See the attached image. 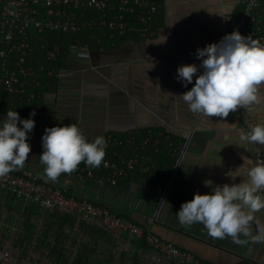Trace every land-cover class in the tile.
<instances>
[{
  "label": "crops",
  "instance_id": "1",
  "mask_svg": "<svg viewBox=\"0 0 264 264\" xmlns=\"http://www.w3.org/2000/svg\"><path fill=\"white\" fill-rule=\"evenodd\" d=\"M242 8V0H162L158 29L152 37L128 39L118 47L92 52L87 58H69L55 90L45 94L41 106L31 111L36 112L32 117L36 123L29 133L32 150L24 167L53 186L63 183L65 174L55 182L44 176L45 165L39 158L42 136L48 127L77 124L90 141L96 136L106 140L111 133L162 129L183 140L185 150L165 184L134 173L117 185H103L93 179L78 181L71 194L149 228L164 241L209 264H242L246 260L264 264V243L237 247L228 237H211L201 223L181 225L176 215L182 203L192 200L197 192L210 193L216 185L247 184V173L255 167L250 145L239 137L250 126L264 127V83L258 86L259 103L239 108L227 117L210 119L194 114L178 97L194 86L199 74L185 88L177 80L178 67L199 65L202 61L197 59L196 50L219 43L228 34L225 16L239 14ZM5 115L0 113V119ZM83 166L81 162L77 168ZM209 180L213 182L211 187L205 185ZM260 196L264 199V193ZM9 200L0 190V228L5 223L17 227L15 211L14 216L27 219L26 231L47 229L48 219L36 206L23 213ZM255 223L264 225V212L257 214ZM18 232L16 243L24 239ZM252 232L255 235L254 227ZM90 233L107 239L100 228H92ZM98 238L93 246L85 245V255L88 261L107 263ZM136 245L142 248H138L131 264H159L149 258L154 253L149 246H140L139 242ZM121 255L126 257V251Z\"/></svg>",
  "mask_w": 264,
  "mask_h": 264
},
{
  "label": "built area",
  "instance_id": "2",
  "mask_svg": "<svg viewBox=\"0 0 264 264\" xmlns=\"http://www.w3.org/2000/svg\"><path fill=\"white\" fill-rule=\"evenodd\" d=\"M242 5L239 14L224 18L228 34L239 31L243 36H252L264 43V0H242ZM161 7L162 0H0V43L10 45L0 49V86L10 93H19L25 84L23 78L35 80L36 72L24 66L25 57L32 51V41L40 39L46 30L77 32L80 25L76 9L99 14L90 17L83 25L118 29L121 33L128 29L125 14H136L137 20L145 26L143 36L148 38L156 32L153 26ZM13 53L22 54L15 63L16 68L10 60ZM59 53V48L55 47L47 52L48 59H57ZM91 53L89 45L78 40L70 48L69 58H87ZM108 147L121 148L115 152V161H103V170L99 172L86 165L77 168L71 174H65L60 186L40 180L25 167L0 177V190L4 192L5 199L10 197L12 206H20L19 211L23 213L36 206L48 219L47 227L40 226L46 227L45 231H42L44 228L35 232L26 231L27 219L19 214L14 216L17 213L14 211V219L19 220L17 227H9L10 224L5 223L0 228L2 264H131L139 252L138 248H142H137L136 244L142 240L154 252L149 258L159 264H209L164 241L149 228L71 194L70 190L78 181L93 179L99 184L117 185L128 181L134 173L148 175L156 165V153L174 151L178 155V163L185 152L183 145L175 149L168 133L152 130L142 133L140 129L131 131L124 138L108 134ZM257 157L259 165L264 166V150L257 151ZM92 228L102 229L112 243L92 235ZM5 231L9 233L4 235ZM18 231L24 239L16 243ZM95 238L99 239L101 255L107 263L104 260L98 263L95 259L85 262L88 257L85 255L86 246H93ZM123 250L126 257L121 255ZM242 264L253 263L246 260Z\"/></svg>",
  "mask_w": 264,
  "mask_h": 264
},
{
  "label": "clouds",
  "instance_id": "3",
  "mask_svg": "<svg viewBox=\"0 0 264 264\" xmlns=\"http://www.w3.org/2000/svg\"><path fill=\"white\" fill-rule=\"evenodd\" d=\"M196 56L202 61L199 65L185 64L177 69V80L185 88L199 73L194 86L178 96L189 111L210 119L227 117L230 112L260 102L258 86L264 83V43L234 31L219 43L198 48ZM35 115L33 111L29 118L22 119L16 110H8L5 118L0 119V177L23 168L28 160L32 150L29 133L35 128ZM239 140L264 149V127L250 126ZM42 148L39 158L45 165L44 176L55 182L61 174L74 172L81 162L99 167L106 155V140L96 136L90 141L77 124H71L46 128ZM212 184L205 181L206 186ZM261 193L264 166H257L248 171L247 184L216 185L210 193L197 192L192 200L182 203L176 215L181 225L201 223L211 237H228L234 246L260 245L264 243V225L255 221L257 214L264 212Z\"/></svg>",
  "mask_w": 264,
  "mask_h": 264
},
{
  "label": "trees",
  "instance_id": "4",
  "mask_svg": "<svg viewBox=\"0 0 264 264\" xmlns=\"http://www.w3.org/2000/svg\"><path fill=\"white\" fill-rule=\"evenodd\" d=\"M78 23L80 29L74 33H65L60 31L46 30L40 37V39H34L31 43L32 51L25 57V67H31L35 72V80L24 79L22 92L10 93L4 86H0V113L6 114L8 110L17 111L20 117H27L31 111L35 108H39L43 102L45 94L55 90L60 71L66 67L69 60L70 48L78 41L81 40L87 43L92 52H97L104 49L118 47L122 42L128 39L142 40L146 39L143 36V30L145 26L137 20L136 14H125V21L128 24V29L125 33H121L118 29H109L107 27H99L97 25L86 26L82 23L89 20L90 17L98 16L99 14L88 10L83 11L76 9ZM159 17L155 20L153 30L158 29ZM7 43H0V49L9 48ZM58 47L60 53L57 59H48L47 52ZM22 56L21 53H13L10 55L13 68H16L15 63ZM34 94L33 97L30 94ZM149 130L153 132H160L164 130L159 128H146L140 129L142 133H146ZM130 132L126 134H112L117 138H124ZM168 133V132H166ZM174 143L175 149L184 141L179 139L174 134L168 133ZM120 147H108L105 148L106 155L103 161L109 159L111 161L116 160L115 152H119ZM156 160L155 167L150 171L147 177L161 184H165L171 177L175 165L177 164L178 155L173 152L167 151L159 152L154 155ZM101 162V164L103 163ZM94 172L102 171L101 165L97 168L89 167ZM140 246H145L146 241L139 242ZM88 259L87 256L85 258ZM87 263V262H86Z\"/></svg>",
  "mask_w": 264,
  "mask_h": 264
},
{
  "label": "water",
  "instance_id": "5",
  "mask_svg": "<svg viewBox=\"0 0 264 264\" xmlns=\"http://www.w3.org/2000/svg\"><path fill=\"white\" fill-rule=\"evenodd\" d=\"M245 122H246V119H245ZM249 145L251 147V151H252V154H253V157H254L255 167L260 166L259 165V161H258V157H257V151L255 150L253 145H251V144H249Z\"/></svg>",
  "mask_w": 264,
  "mask_h": 264
},
{
  "label": "rangeland",
  "instance_id": "6",
  "mask_svg": "<svg viewBox=\"0 0 264 264\" xmlns=\"http://www.w3.org/2000/svg\"><path fill=\"white\" fill-rule=\"evenodd\" d=\"M12 232V231H11ZM6 233H9V231H5L3 234L5 235ZM1 261V260H0Z\"/></svg>",
  "mask_w": 264,
  "mask_h": 264
}]
</instances>
